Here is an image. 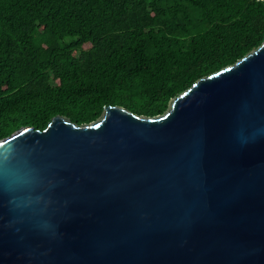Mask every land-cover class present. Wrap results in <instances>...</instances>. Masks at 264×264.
<instances>
[{
    "label": "water",
    "instance_id": "1",
    "mask_svg": "<svg viewBox=\"0 0 264 264\" xmlns=\"http://www.w3.org/2000/svg\"><path fill=\"white\" fill-rule=\"evenodd\" d=\"M0 264H264V40L159 115L0 139Z\"/></svg>",
    "mask_w": 264,
    "mask_h": 264
},
{
    "label": "trees",
    "instance_id": "2",
    "mask_svg": "<svg viewBox=\"0 0 264 264\" xmlns=\"http://www.w3.org/2000/svg\"><path fill=\"white\" fill-rule=\"evenodd\" d=\"M263 40L258 0H0V139L106 105L159 115Z\"/></svg>",
    "mask_w": 264,
    "mask_h": 264
},
{
    "label": "built area",
    "instance_id": "3",
    "mask_svg": "<svg viewBox=\"0 0 264 264\" xmlns=\"http://www.w3.org/2000/svg\"><path fill=\"white\" fill-rule=\"evenodd\" d=\"M258 1H263L264 2V0H258Z\"/></svg>",
    "mask_w": 264,
    "mask_h": 264
}]
</instances>
